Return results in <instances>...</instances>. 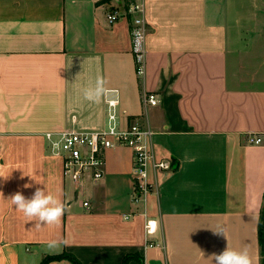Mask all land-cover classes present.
<instances>
[{"label":"crops","instance_id":"0c3cea01","mask_svg":"<svg viewBox=\"0 0 264 264\" xmlns=\"http://www.w3.org/2000/svg\"><path fill=\"white\" fill-rule=\"evenodd\" d=\"M134 1L0 0V264L63 252L81 264H215L227 246L263 264L264 0H142V76L125 13ZM114 8L121 15L108 23ZM98 80L104 91L86 99ZM109 100L118 128L148 125L154 157L173 162L149 168L145 198L133 197L129 147L107 148L103 176L81 186L48 148L46 132L106 130ZM37 188L63 204L58 223L12 205V194Z\"/></svg>","mask_w":264,"mask_h":264},{"label":"built area","instance_id":"2783aa9c","mask_svg":"<svg viewBox=\"0 0 264 264\" xmlns=\"http://www.w3.org/2000/svg\"><path fill=\"white\" fill-rule=\"evenodd\" d=\"M125 13L131 15V49L134 56L135 71L142 76L145 69V32L146 25L143 17V2L138 0L132 2L126 8ZM121 15L118 8L107 13L108 23L115 22ZM157 94L147 92L144 95V103L154 106L158 103ZM115 100L108 101L110 124L102 131H74L63 130L60 132L44 133L47 145L52 154L62 158L63 176L76 186H81L85 177L97 181L103 176L104 153L107 148L114 146H126L132 151V173L134 182L135 200L145 196L152 191L153 184L149 181V168L169 170L173 162L168 158H155L150 147L152 131L148 125L139 121H132L129 125L120 129L115 122L114 108ZM123 113L125 111L123 110ZM248 143H260L259 135L248 134ZM84 206L88 201H83ZM155 224L147 220V232H153Z\"/></svg>","mask_w":264,"mask_h":264},{"label":"clouds","instance_id":"9594fccd","mask_svg":"<svg viewBox=\"0 0 264 264\" xmlns=\"http://www.w3.org/2000/svg\"><path fill=\"white\" fill-rule=\"evenodd\" d=\"M103 91V82L98 80L95 88L85 89L84 96L88 100H94ZM24 186L30 187L27 183ZM9 198L12 205L22 212L25 217L35 219L41 224L58 223L64 213V206L58 198L42 188H37L31 197H26L18 191ZM214 232L227 237L226 229L223 226L214 229ZM213 258L215 264H251V257L247 250L228 246L219 253H213Z\"/></svg>","mask_w":264,"mask_h":264},{"label":"trees","instance_id":"16d2710c","mask_svg":"<svg viewBox=\"0 0 264 264\" xmlns=\"http://www.w3.org/2000/svg\"><path fill=\"white\" fill-rule=\"evenodd\" d=\"M258 238H259V242L261 244L262 250H263L264 249V194H263L262 207H261L260 214H259ZM63 258L69 259L73 264H81L75 256H73L70 253H66V252H63L58 255L45 256L41 260L40 264H46L51 260L63 259ZM263 264H264V260H263Z\"/></svg>","mask_w":264,"mask_h":264},{"label":"rangeland","instance_id":"374dc122","mask_svg":"<svg viewBox=\"0 0 264 264\" xmlns=\"http://www.w3.org/2000/svg\"><path fill=\"white\" fill-rule=\"evenodd\" d=\"M136 1H138V0H136ZM136 1H134V2H136ZM142 1V0H141ZM143 2V1H142ZM224 3H225V0H221V4L222 5H224ZM263 33H264V30H263ZM245 34H248V33H245ZM260 34V33H259ZM246 36V35H245Z\"/></svg>","mask_w":264,"mask_h":264}]
</instances>
